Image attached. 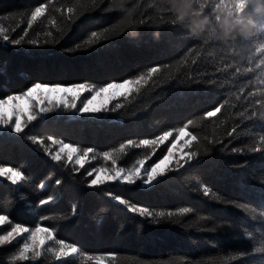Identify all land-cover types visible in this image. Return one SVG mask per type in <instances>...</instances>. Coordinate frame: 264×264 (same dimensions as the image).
Returning <instances> with one entry per match:
<instances>
[{
    "label": "trees",
    "instance_id": "1",
    "mask_svg": "<svg viewBox=\"0 0 264 264\" xmlns=\"http://www.w3.org/2000/svg\"><path fill=\"white\" fill-rule=\"evenodd\" d=\"M44 2L47 0H0V16L7 17L0 24L9 29L10 38H19L27 27L22 14H30V9ZM198 2L205 5L204 11L211 19L217 0ZM109 3L110 0H104L100 8L84 12L71 25H66L58 13H52L64 29L63 33L56 32L48 24V18H41L25 38L37 40L41 47L26 43L15 46L0 40V97L26 90L33 82L87 81L102 86L133 78L151 66H161L162 74L149 80L128 100L113 101L110 108L116 103L123 105L115 112L82 116L61 109L25 129V132L31 129V135L44 138L51 153L58 147L50 145L49 136L81 149L92 147L94 153L83 168L66 160L53 161L40 145L23 134L6 137L0 131V165L19 168L27 178L17 185L0 179V212L7 207L10 220L24 226L36 222L52 225L57 238L77 245L81 253L67 258L64 264H86L85 255L108 253L116 254L121 264H212L219 257L249 248L253 242L246 231L255 232L258 241L256 229L264 223V218L259 216L264 211V160L259 153H233L231 148L251 143L248 133L255 134L260 129L245 128L241 124L233 134L235 139L226 136V131L239 123L238 112L243 110V101L235 99L239 89L244 88L245 94L264 90V85L260 84L264 73L255 67L261 57L257 55L253 60L252 72L234 75L235 68L227 66L240 65L243 70L249 66L247 59L241 61L220 42L205 43L203 39L192 37L185 28L173 25V14L158 12L157 0H128L125 9L139 4L132 16L134 37L129 27L122 34L101 40L90 48L85 46L74 54L65 52L64 49L74 48L76 43L86 40L91 31H103L123 19L125 9L102 11ZM141 20L145 23H139ZM47 31L60 42L44 45ZM192 59L196 60L195 64L191 63ZM165 64L170 67L164 69ZM222 68L226 70L221 71ZM196 80L201 83H195ZM208 80L216 83H206ZM224 100L237 107L226 105L217 117L199 119ZM189 119L196 121L190 131L200 137L202 144L212 149L204 138L221 139L228 148L220 151L223 145L217 144L207 156L201 151L198 166H194L196 160H193L178 171L166 169L165 175L158 177L153 185L146 186L141 181L127 185L116 181L88 186L95 178V174L88 176V171L111 166L102 159L103 152L118 148L128 140L154 139L165 131L182 127ZM187 139L183 138L180 144ZM174 140L175 133L154 149L127 148L120 155L118 166L128 168L137 159L147 157L145 168H150L167 154ZM175 167L174 160L169 168ZM205 186L210 191L208 197L203 195ZM108 192L153 212L171 211L173 216L153 223L137 213H129L111 199ZM49 197L48 204H40L41 199ZM216 197L241 203L243 207L222 204ZM183 207L190 211L181 215ZM216 225L223 227L216 232L201 230ZM4 230H10L8 225L0 226V231ZM22 239L17 237L11 244L0 246V264H9V256ZM25 264L61 262L45 254ZM232 264H240V261ZM249 264H262L261 257L249 258Z\"/></svg>",
    "mask_w": 264,
    "mask_h": 264
},
{
    "label": "snow or ice",
    "instance_id": "2",
    "mask_svg": "<svg viewBox=\"0 0 264 264\" xmlns=\"http://www.w3.org/2000/svg\"><path fill=\"white\" fill-rule=\"evenodd\" d=\"M128 0H110L107 8L102 11H112L114 9H125V5ZM104 4V0H65L63 3H58L57 0H47V2L40 3L38 6L30 9L29 13H23L22 19L26 18L27 27L23 30V34L19 38H10L9 29L0 24V40L6 44H12L20 46L22 44H29L35 47H41L42 45L35 39H25L29 36V30L33 28L34 24L41 20V18H48V24L55 28L56 32L63 33L64 29L59 26L58 20L51 15L52 13H58L66 23V25L75 24L78 17L83 15L84 12L95 11ZM241 5H244L241 7ZM195 14L198 16H207L205 13V5L199 3L198 0H194L193 3ZM139 7L137 3L132 9H125L126 15L119 21L118 24H113L112 27H105L103 31H91L90 36L83 40L82 43H76L75 47H69L64 49L68 53H76L77 51L84 50L85 46L92 47L94 44L99 43L101 40H109L112 36H118L126 31L127 28L133 26L132 16ZM215 11L212 13L211 19L219 20L223 13H228L233 17L239 15L249 14L253 12L248 8L246 0H217L214 5ZM158 12H171L167 8L157 7ZM65 13L67 14L65 16ZM258 16V15H257ZM259 17L261 23H264V17ZM7 19V17L0 16V21ZM139 23L143 24L145 21L141 20ZM171 23L175 25V17L172 16ZM48 39L43 41L44 45L58 44L59 38L53 37L51 31L44 33ZM264 32L259 33L256 38L254 53L248 59V67L241 69L240 65H228L227 67H234V75L239 76L243 73L252 72L251 67L253 60L257 55L261 57L259 63L255 65L264 73ZM207 43V41H205ZM187 59V58H185ZM192 64L196 63L195 59L191 60ZM170 65L165 64L164 69L169 68ZM226 69L222 68L221 71ZM162 74L161 66L148 67L146 71H141L133 78L124 79L122 82H107L105 84L98 85L92 82H72L68 84L62 83H44L33 82L26 90L20 91L17 94H6L0 97V131L4 132L6 137H11V134H16L17 137L23 134L32 143L40 145L44 149L46 154L51 155V159L60 163L66 160V162H74L75 165L83 168L85 163L88 162L90 154L94 153L92 147H85L83 149L71 144L65 143L63 140L55 139L51 136L47 137L50 145H55L58 150L55 153L50 152V146H46L45 139L31 135V129L29 132H25V129L29 128V125L38 119H42L48 116L49 113H55L57 110H63L64 112H72L73 114L79 113L96 114L100 112H115L123 105L121 103L114 104L111 108L109 105L113 101H118L121 98L128 100L129 96L133 93L139 92L140 88L145 85L149 80H152L155 76ZM195 83H201L200 80L194 81ZM206 83L215 84V80L205 81ZM260 84L264 85V79L260 80ZM88 93V96H84ZM81 97H84L81 99ZM259 97V98H257ZM237 101H243V110L238 112L239 123H236L230 130L226 131V136L233 137L234 133H237V129L241 124L245 128L259 127L260 131L253 134L249 132L251 136V143L244 145L243 147H232L233 153H259L260 158L264 160V90L248 91L245 94L244 88L239 89V94L235 96ZM229 105L232 108H236V104H229V100H224L218 106H215L212 110L206 111L199 119L201 121L208 120L213 117H217L221 110ZM196 121L189 119L182 127H177L174 130L163 132L162 135L156 136L154 139H141L138 142L128 140L126 143H121L118 148H114L111 151H105L102 154V159L105 162H110V167L92 168L87 172L88 176H93L89 183V187H95L103 185L106 182L119 181L122 184L135 185L137 181H141L144 185H153L157 181L158 177L165 175V170L178 171L179 168H183L185 164H190L193 160H196L198 166L201 161L199 159L201 151L204 156L209 155L211 150H214L215 145L221 144L223 147L220 151H224L228 148L227 144L221 139H208L207 145H211L212 149L201 143L199 136L190 131V126H195ZM175 133V140L171 146L167 149V154L163 156L159 162L154 163L150 168H145L144 159H137L131 167H119L118 159L121 154H124L127 148L130 147H146L155 148L158 145L164 144ZM184 140L183 144L180 141ZM235 139V137H233ZM229 143H232L229 141ZM185 149H189L185 151ZM175 154V155H174ZM178 156V159L175 157ZM94 158V157H93ZM175 160V168H169V165ZM0 177L4 180L10 181L12 185L22 184L26 182V176L22 170L15 167H7L0 165ZM59 183V181H57ZM264 183V182H262ZM44 187L43 184L40 185ZM111 199L118 204L123 205L129 213H137L141 217L151 220L153 223H158L160 219L165 216L171 218L173 213L171 211L165 213L164 211L153 212L148 207L137 206L131 203L125 198L119 195H114L111 192L107 193ZM203 195L208 197L210 191L208 187L203 188ZM217 201L225 205H233L235 207H243L241 203L231 200H221L216 197ZM51 200L41 199L40 204H48ZM75 211V209H74ZM190 211V208L183 207L180 209V214H186ZM261 218H264V211L259 213ZM206 219V217H201ZM8 225L10 230L0 231V246L11 244L17 239L22 237V243L16 245L15 251L9 256V264H25V262H35L45 254H49L55 261L64 264L67 258L75 256L81 253V249L71 242H66L63 239L57 238L56 229L52 225L44 226L42 222H36L34 225L24 226L22 223L12 222L8 214V208L5 207L3 212H0V226ZM222 225H216L212 228L201 229L202 231L216 232L221 229ZM259 232V240L255 232H247L246 235L253 242L249 248L240 249L235 255H229L227 257H219L212 264H232L233 261H240V264H249V258L253 256H260L262 264H264V223L256 229ZM86 264H121L118 256L114 253H108L105 255H85Z\"/></svg>",
    "mask_w": 264,
    "mask_h": 264
},
{
    "label": "clouds",
    "instance_id": "3",
    "mask_svg": "<svg viewBox=\"0 0 264 264\" xmlns=\"http://www.w3.org/2000/svg\"><path fill=\"white\" fill-rule=\"evenodd\" d=\"M157 3L160 8L169 9L175 17V23L185 28L192 37L205 41H218L241 61L248 60L253 55L257 35L264 32V23L254 18L257 15L264 17V0H246L248 8L253 12L252 15L243 14L233 17L223 13L219 20L196 15L194 0H157ZM130 28L134 37V25Z\"/></svg>",
    "mask_w": 264,
    "mask_h": 264
},
{
    "label": "rangeland",
    "instance_id": "4",
    "mask_svg": "<svg viewBox=\"0 0 264 264\" xmlns=\"http://www.w3.org/2000/svg\"><path fill=\"white\" fill-rule=\"evenodd\" d=\"M57 111H58V110H57ZM0 179L4 180L2 177H0ZM5 181H7V180H5Z\"/></svg>",
    "mask_w": 264,
    "mask_h": 264
},
{
    "label": "bare ground",
    "instance_id": "5",
    "mask_svg": "<svg viewBox=\"0 0 264 264\" xmlns=\"http://www.w3.org/2000/svg\"><path fill=\"white\" fill-rule=\"evenodd\" d=\"M193 97V96H192Z\"/></svg>",
    "mask_w": 264,
    "mask_h": 264
}]
</instances>
